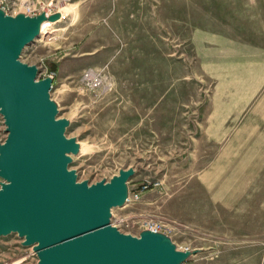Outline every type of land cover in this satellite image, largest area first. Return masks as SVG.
Returning <instances> with one entry per match:
<instances>
[{"label": "rangeland", "instance_id": "1", "mask_svg": "<svg viewBox=\"0 0 264 264\" xmlns=\"http://www.w3.org/2000/svg\"><path fill=\"white\" fill-rule=\"evenodd\" d=\"M60 12L19 61L37 80L54 74L77 182L134 171L110 224L134 237L162 225L187 264H264V0H73ZM22 241L0 237V264L37 262Z\"/></svg>", "mask_w": 264, "mask_h": 264}, {"label": "water", "instance_id": "2", "mask_svg": "<svg viewBox=\"0 0 264 264\" xmlns=\"http://www.w3.org/2000/svg\"><path fill=\"white\" fill-rule=\"evenodd\" d=\"M59 14L14 17L0 10V115L7 134L0 142V237L16 234L31 247L36 264H183L169 237L148 230L138 237L110 224L111 209L128 198L131 169L109 182H77L68 169L79 145L65 136L49 92L53 79L37 80V68L19 61L40 37L43 22Z\"/></svg>", "mask_w": 264, "mask_h": 264}, {"label": "built area", "instance_id": "3", "mask_svg": "<svg viewBox=\"0 0 264 264\" xmlns=\"http://www.w3.org/2000/svg\"><path fill=\"white\" fill-rule=\"evenodd\" d=\"M71 1L73 0H0V10L3 11L6 15L12 17H14L17 14H23L28 17H37L40 14H44L45 17H49L53 14L58 13L59 19L57 21L55 22L45 21L41 25V31L42 29H44L45 32L46 30L52 32L54 30L53 29L54 25H56L57 23L59 24L65 20L66 17L65 18L61 17L60 10L64 8V5L69 4ZM43 36L46 37L47 35L43 34ZM53 76L54 74L52 73L46 77L53 78ZM82 81L87 83L88 87H90L91 89L99 88L101 85V75H93L89 71H85L82 77ZM3 125H4V120H3ZM4 128L6 129L5 125ZM144 189L145 188H143L142 190ZM129 200L130 199L128 196L126 202H129ZM160 228H162V225L153 224L147 230L154 233H161ZM183 251L184 252L189 251V249L186 248ZM183 264H187V263H183Z\"/></svg>", "mask_w": 264, "mask_h": 264}, {"label": "bare ground", "instance_id": "4", "mask_svg": "<svg viewBox=\"0 0 264 264\" xmlns=\"http://www.w3.org/2000/svg\"><path fill=\"white\" fill-rule=\"evenodd\" d=\"M60 13H61V12H60ZM61 17L65 18L66 15L61 14ZM54 32H55L54 30H53L52 32H49L48 30H46V32H45V30L42 29V31L40 32V38L47 39V38H48L50 35H52ZM41 33H42V34H41ZM43 34H44V35H47V36L45 37V36H43ZM182 252H184V251H182Z\"/></svg>", "mask_w": 264, "mask_h": 264}, {"label": "trees", "instance_id": "5", "mask_svg": "<svg viewBox=\"0 0 264 264\" xmlns=\"http://www.w3.org/2000/svg\"><path fill=\"white\" fill-rule=\"evenodd\" d=\"M56 67L54 66H51V71H54Z\"/></svg>", "mask_w": 264, "mask_h": 264}, {"label": "crops", "instance_id": "6", "mask_svg": "<svg viewBox=\"0 0 264 264\" xmlns=\"http://www.w3.org/2000/svg\"><path fill=\"white\" fill-rule=\"evenodd\" d=\"M85 53L89 54V52H88V51H86ZM91 54H92V53H91Z\"/></svg>", "mask_w": 264, "mask_h": 264}]
</instances>
